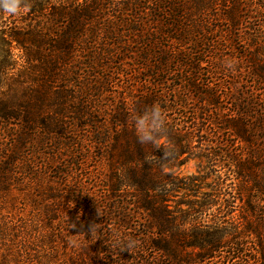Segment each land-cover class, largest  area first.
<instances>
[{"label": "trees", "instance_id": "16d2710c", "mask_svg": "<svg viewBox=\"0 0 264 264\" xmlns=\"http://www.w3.org/2000/svg\"><path fill=\"white\" fill-rule=\"evenodd\" d=\"M219 1L234 33L242 0H27L20 17L0 12V264H74L59 250L71 223L112 227L125 242L138 230L166 264H185L188 248L203 261L245 251L253 236L255 263L264 264L255 201H264V147L255 140L264 116L253 118L246 87L244 110L227 114L218 71L202 59L203 20ZM131 53L143 72L127 71ZM152 104L163 112L167 156L139 143L130 119ZM226 133L234 140L221 141ZM90 158L92 187L82 178ZM191 161L197 174L183 173ZM124 245L120 264L144 261Z\"/></svg>", "mask_w": 264, "mask_h": 264}, {"label": "rangeland", "instance_id": "374dc122", "mask_svg": "<svg viewBox=\"0 0 264 264\" xmlns=\"http://www.w3.org/2000/svg\"><path fill=\"white\" fill-rule=\"evenodd\" d=\"M224 4L225 3H222V1L217 2V6L213 7L208 12L210 16L206 20H203V23H208L206 28L208 35L206 43H204L201 48V51L206 53L205 56H202V59L204 58L206 59L205 61H209L210 65L216 67L218 71L216 78H218L217 81L220 83V89L225 93L221 106L226 110V113L230 115L233 110L235 112L244 110L242 104L243 101H247V99L241 98L239 94L242 89L246 87V89H249L253 95V98L249 99L251 100L250 110L251 114H253V118L255 117L256 119L259 118L260 115L264 116V80H261L258 75L254 74L255 69L257 71L258 62H261L260 65L264 64V0L241 1V26H239L238 29H235L234 33H230V23L223 18L225 12L228 11L227 6ZM230 4L231 3H227L226 5L229 7ZM231 7L233 6L231 5ZM16 16L20 17V14ZM258 51L262 52L260 56H258ZM255 56L258 57V62L253 64L251 63V61H253L251 58ZM128 57L129 59L127 60L126 67L129 73L133 72L136 74L144 71L134 63L133 59L136 56L133 53L128 54ZM120 58L121 57L116 61L119 62ZM226 59L232 61V69L225 66ZM109 71L110 70L108 69V74ZM97 72L101 75L107 74L101 69H98ZM126 78V73L119 76V80L121 81L120 85H128V79ZM227 139H229L230 142L234 140L233 137L226 133L221 141L224 142ZM255 140L258 142L257 146L264 147V130H261V128L255 130ZM237 143L238 141H235L233 144L237 145ZM257 146L256 148H258ZM243 149L242 145L238 144L237 151L242 153ZM247 149L250 150L247 147H245L244 150L248 152ZM43 161L44 159L42 158V186L45 184L46 179H48L45 177L43 178L45 171ZM71 161L72 160L68 163ZM96 164L97 163L93 158H90V160L85 163L84 167H82L83 182L88 187H92V184L95 182L92 171ZM74 172L75 170H70L71 175H74ZM182 172L185 174H197L196 163L193 161L187 163L182 168ZM86 195L87 194H83V199L88 198ZM253 196L255 199H258L259 194L254 192ZM259 200L260 199L255 200L257 201L256 207L258 208V216L260 219L264 220V201ZM28 210H30V208H28ZM81 210H75L77 220H80V218L84 216V213ZM240 212L241 210H238L235 215L240 217ZM205 220L207 221L208 218H205ZM83 228V224L79 223L78 225L71 223V225L66 228V236L68 237L65 242L66 244L63 241L62 246L59 247L60 254L63 257L71 259L74 264H96L99 262H105L106 264H112V262H115L120 264L122 263L121 257L118 256L117 252L124 250V244L135 245L136 248L141 249L145 254L143 258L144 261L136 258L134 261L131 260L125 264H141V262L142 264H147L145 259L149 258L152 260L151 263L153 264H166L162 261L158 252L143 248L144 246L141 237H144V234H141L138 230L130 232L132 235H127L132 238L136 237L137 242H134V239L125 242L121 238L122 234L120 232L112 231V227H105L102 225L95 226L91 231L87 230V227L86 229ZM108 229H110V231H108ZM93 232L97 234L98 238L92 236ZM105 238H111L110 242L106 243L104 241ZM249 240L250 242L246 245L245 251L242 249L231 250L230 248H227L220 252L217 257L207 261H203L199 258L197 259L194 256V254L201 252L200 250L188 248L185 251L186 253H189L190 256L185 264H256L254 258L255 255H257L259 246L257 241L255 242V237L252 236ZM72 241H75L76 243H70ZM94 253L101 254L95 256ZM238 256H241L242 258H238Z\"/></svg>", "mask_w": 264, "mask_h": 264}, {"label": "clouds", "instance_id": "9594fccd", "mask_svg": "<svg viewBox=\"0 0 264 264\" xmlns=\"http://www.w3.org/2000/svg\"><path fill=\"white\" fill-rule=\"evenodd\" d=\"M22 10H28L27 0H0V12L5 15H18ZM225 66L229 69L233 68L230 59L225 60ZM134 127L136 137L141 144H152L156 148L165 149V156L168 155L167 149L171 148V143L166 139L165 119L159 104L146 106L142 112H133L130 117ZM74 227V225H73ZM93 237H97L95 232ZM70 243L75 244V241ZM129 247L127 250L130 251Z\"/></svg>", "mask_w": 264, "mask_h": 264}]
</instances>
